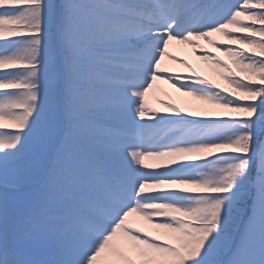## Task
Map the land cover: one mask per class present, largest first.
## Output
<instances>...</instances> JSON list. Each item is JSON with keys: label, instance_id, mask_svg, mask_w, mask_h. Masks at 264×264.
<instances>
[{"label": "snow or ice", "instance_id": "snow-or-ice-1", "mask_svg": "<svg viewBox=\"0 0 264 264\" xmlns=\"http://www.w3.org/2000/svg\"><path fill=\"white\" fill-rule=\"evenodd\" d=\"M262 137L264 0H0V264H264Z\"/></svg>", "mask_w": 264, "mask_h": 264}, {"label": "rangeland", "instance_id": "rangeland-1", "mask_svg": "<svg viewBox=\"0 0 264 264\" xmlns=\"http://www.w3.org/2000/svg\"><path fill=\"white\" fill-rule=\"evenodd\" d=\"M201 43L205 44V47H210L206 44V42L201 41ZM192 45L189 44H176L173 43L170 45V51L174 52L177 55L183 56L188 61H191L193 65H195L197 71L207 74L211 77H216L217 75L214 73V71L211 69L210 65H206L203 61L198 59L199 53H193L192 51ZM165 63L173 68H175L178 71L181 72H187L188 69L184 68L183 65H180L178 63L172 62V61H165ZM218 80V81H217ZM217 82L221 83L222 81L217 76L216 79ZM163 91H160V90ZM167 93V96L165 98L171 99L174 102L180 104V106L186 110H193L197 109L203 102L195 100L194 98L190 97H182L179 93L176 92L175 89L171 88L170 85L167 84H158V89L154 90L152 93L149 94V100L150 103L154 107H162V105L159 103L158 97L163 96L164 93Z\"/></svg>", "mask_w": 264, "mask_h": 264}, {"label": "trees", "instance_id": "trees-1", "mask_svg": "<svg viewBox=\"0 0 264 264\" xmlns=\"http://www.w3.org/2000/svg\"><path fill=\"white\" fill-rule=\"evenodd\" d=\"M214 79H216V77L213 76ZM223 83V82H222ZM262 139H264V137H262Z\"/></svg>", "mask_w": 264, "mask_h": 264}]
</instances>
